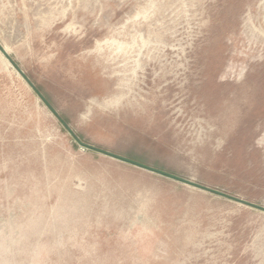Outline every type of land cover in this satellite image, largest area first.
<instances>
[{"label":"rangeland","instance_id":"obj_1","mask_svg":"<svg viewBox=\"0 0 264 264\" xmlns=\"http://www.w3.org/2000/svg\"><path fill=\"white\" fill-rule=\"evenodd\" d=\"M263 209L264 0H0V264H264Z\"/></svg>","mask_w":264,"mask_h":264},{"label":"water","instance_id":"obj_2","mask_svg":"<svg viewBox=\"0 0 264 264\" xmlns=\"http://www.w3.org/2000/svg\"><path fill=\"white\" fill-rule=\"evenodd\" d=\"M92 149V148H91ZM155 172V171H154ZM175 179V178H174ZM247 205H249V206H251V207H256V206H254V205H251V204H247ZM256 208H258V207H256ZM264 210V209H263Z\"/></svg>","mask_w":264,"mask_h":264}]
</instances>
